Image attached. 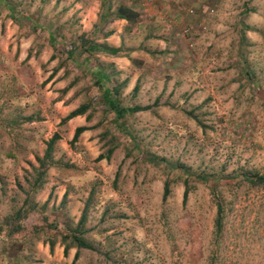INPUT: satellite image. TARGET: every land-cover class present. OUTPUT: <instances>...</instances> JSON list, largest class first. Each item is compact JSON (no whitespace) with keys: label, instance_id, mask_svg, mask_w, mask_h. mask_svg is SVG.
Here are the masks:
<instances>
[{"label":"rangeland","instance_id":"obj_1","mask_svg":"<svg viewBox=\"0 0 264 264\" xmlns=\"http://www.w3.org/2000/svg\"><path fill=\"white\" fill-rule=\"evenodd\" d=\"M95 1L0 0V264H264V186L244 178L264 175V0H156L174 6L118 24L117 57L79 45L106 42ZM104 88L152 106L116 118ZM85 206L94 248L64 253Z\"/></svg>","mask_w":264,"mask_h":264},{"label":"trees","instance_id":"obj_2","mask_svg":"<svg viewBox=\"0 0 264 264\" xmlns=\"http://www.w3.org/2000/svg\"><path fill=\"white\" fill-rule=\"evenodd\" d=\"M106 15H109V16L113 15V16H115V18H120V19L126 20L128 24H133L137 21L139 14L137 11L133 10L131 7L124 5V4H120L116 8L115 12H111L107 9ZM86 38L87 37L83 34H82V36H80L78 38L80 47H82L83 50H85L86 52L92 53L94 51H102V52H105V53H108L111 55H115V56H120L121 55L120 53H122L121 47H112L106 43H99L94 39H86ZM49 40L52 44L55 43V38L52 36V34L50 35ZM75 48H77L76 45H74V46L72 45L71 49L68 51V54L72 55ZM94 75L96 76L97 79H99V81L109 79V75H107V73H105L102 69H99V70L97 69L96 71H94ZM137 88H138V85L136 83L133 87V90L135 91V90H137ZM116 89L117 88H115V89L104 88L105 102L107 103L109 108L114 112L116 118L123 117L127 112H135V111L151 108L152 105H144V106L134 105V106H130V107L120 106L118 101L113 96V94H115L114 90H116ZM86 110H87V104L82 103L78 107H76L75 109L70 111L64 118H62L60 123H63V122H65V121H67V120H69L75 116L82 115L86 112ZM86 118H88V115ZM87 129H89V127L85 126V125L77 126L74 129V133H73V137H72L71 141L75 142L78 139L79 135L84 130H87ZM59 137H60V135L58 133H54L50 137V139L48 141H46V148H45L43 159H39V161H41V163H42V168L46 164L45 163L46 161H49L52 159L51 153H52V149H53V144ZM110 151H111V149H110ZM99 157L102 158V155H100ZM155 158H157V157H155ZM41 173H42V171L39 172V174H41ZM198 178H200L202 180H206V175H204V174L198 175ZM244 178L250 179V180H252L251 182L261 184L264 186V175H257L256 174V175H251V177H249V175H246V176H244ZM168 192H169V181H166L164 183V195H163L164 198L167 196ZM64 198H65V194H64ZM186 198H187V189L184 190V193H183V202H185ZM20 216H21V211H16V212H14L13 215H11L7 218V220L13 221L14 225H11V223H9L8 221L3 222V224H5L7 227L6 230L8 233L16 231L19 228L18 221L20 220ZM86 217H87V209L85 206L81 212L77 227H75L73 229H68L66 233L62 234V238L64 241H66L67 238L70 240L69 242L64 243V247H63L64 253H67L68 249L70 247H73V246H76L77 248H94L92 246V244L85 239V237L83 236V231H81V226L85 222ZM222 220H223L222 203H221V201H217V213H216V218H215V231L217 233H220V231L222 229ZM78 255H79V252L77 250L75 252L74 259H77Z\"/></svg>","mask_w":264,"mask_h":264},{"label":"crops","instance_id":"obj_3","mask_svg":"<svg viewBox=\"0 0 264 264\" xmlns=\"http://www.w3.org/2000/svg\"><path fill=\"white\" fill-rule=\"evenodd\" d=\"M105 2L106 0H96L94 4L90 6V10L95 11V15H97L99 12V18L102 20L108 18L106 22L110 23L108 35L106 36L102 34V38L106 41L103 43H106L112 47H120V38L122 39L124 35H122V27H120L118 24H121L123 26L128 23L124 19L115 18V16L113 15H106V11L104 9L100 10ZM121 4L127 5L138 12L139 15L135 24L138 25L139 28H142L144 26L143 29H145L146 25H148V20L153 19L152 16L159 12L160 9V11H166V9L162 8H168L172 10V7L174 6L172 1L164 5L156 0H122ZM146 34L147 33L144 34L143 38L146 37Z\"/></svg>","mask_w":264,"mask_h":264}]
</instances>
